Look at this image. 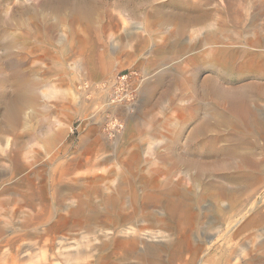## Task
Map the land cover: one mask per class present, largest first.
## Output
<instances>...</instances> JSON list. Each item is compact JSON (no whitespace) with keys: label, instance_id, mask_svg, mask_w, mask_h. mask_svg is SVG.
I'll return each mask as SVG.
<instances>
[{"label":"rangeland","instance_id":"rangeland-1","mask_svg":"<svg viewBox=\"0 0 264 264\" xmlns=\"http://www.w3.org/2000/svg\"><path fill=\"white\" fill-rule=\"evenodd\" d=\"M208 78L264 85V0H0V264H264V126L193 134Z\"/></svg>","mask_w":264,"mask_h":264},{"label":"bare ground","instance_id":"bare-ground-1","mask_svg":"<svg viewBox=\"0 0 264 264\" xmlns=\"http://www.w3.org/2000/svg\"><path fill=\"white\" fill-rule=\"evenodd\" d=\"M87 7L88 5L86 3L84 4L80 3L79 5H77L75 9L78 14L85 15V13L87 12L86 10ZM56 9H57L56 12H58L60 15L61 14L59 11L60 7H57ZM19 86H20L19 91L14 95V97L10 98L8 95L4 96L5 97L4 104L6 106L5 108H6V114H7L6 116L11 117V118L12 117L14 118L16 116L19 107H21L24 101L27 100L26 95L28 94V90H27L28 83L20 82L18 83L17 87ZM202 94H203V97L206 96L211 101V107L209 111V113H211V118L204 120L201 123V125L196 127L193 131V134L203 129L204 127H209L210 124L212 125L215 124L216 126L219 123H228L232 126H235L236 124L238 126L239 121H243V123L245 124V128L248 131H250V133L252 131H255L256 133H260L263 130V126H264L263 121L261 120V118L257 116L256 114L257 110H255L256 107H253V106H257V103L260 100L264 99V85L263 84L259 82H253V83H248L242 87L231 89V88H227L222 85H219L218 83L213 82L210 78H208L204 84ZM216 140H218L217 137H214L213 139L210 140L211 147L216 142ZM242 142H243V138H237L236 140H234L233 145L229 144L226 148H221V150L223 151H219V154H221L223 156L222 158L224 159L232 157V156H236V155L238 156L239 153L237 152V148H239ZM212 149H216V147H212ZM180 159H181L180 161L186 163V161L183 158H180ZM186 164H192L194 166H201V162H199V160L189 161ZM217 164L218 162L215 163V165ZM153 238H155V235H147L141 240H139V242L143 245V251L140 252V254L139 253L133 254L131 251H124L123 253H121L119 257H115L111 264H139L141 261L144 260V256L148 254L150 255V254L157 253L164 246V244L161 243L160 240L156 241ZM25 250L26 248H23L22 250H18V252L21 253V252H24ZM60 253H63V249L60 251ZM79 255L80 254L78 253V256ZM244 256L246 255L244 254ZM71 257H75V256H70V258ZM104 258L107 260L109 257L105 256ZM80 260L81 259H79V262L83 261V260L81 261ZM86 264H99V260H95L92 263L89 262ZM144 264H152V262L145 260ZM205 264H208V263L206 262ZM212 264H238V259L236 258V255L233 256L232 254H227V255L222 254L219 258L214 259Z\"/></svg>","mask_w":264,"mask_h":264},{"label":"built area","instance_id":"built-area-1","mask_svg":"<svg viewBox=\"0 0 264 264\" xmlns=\"http://www.w3.org/2000/svg\"><path fill=\"white\" fill-rule=\"evenodd\" d=\"M134 74H137V72L131 71V72H128L126 74H120L119 73L115 76L114 85H115V90L117 91L118 94H120L121 93L120 91L123 89V87H125L126 90L129 89L128 91L130 92V98H132L134 96V94L137 91V85L128 84L129 79Z\"/></svg>","mask_w":264,"mask_h":264}]
</instances>
